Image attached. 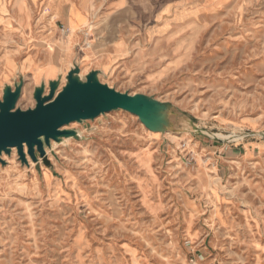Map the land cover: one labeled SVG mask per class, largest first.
<instances>
[{"label": "rangeland", "instance_id": "1", "mask_svg": "<svg viewBox=\"0 0 264 264\" xmlns=\"http://www.w3.org/2000/svg\"><path fill=\"white\" fill-rule=\"evenodd\" d=\"M75 56L172 126L114 110L64 126L49 166L2 154L0 264H264V0H0V99L21 74L33 107Z\"/></svg>", "mask_w": 264, "mask_h": 264}, {"label": "water", "instance_id": "2", "mask_svg": "<svg viewBox=\"0 0 264 264\" xmlns=\"http://www.w3.org/2000/svg\"><path fill=\"white\" fill-rule=\"evenodd\" d=\"M100 73V70L91 69L81 76L80 66L73 60L62 86L60 73L47 83L42 80L34 86L35 104L27 109L16 106L22 92L23 76L19 74L13 86L5 84L0 99V162H4L2 154L9 155L15 148L21 161L26 162V155L32 161H38V154L49 166L45 147H50L51 141L60 143L64 137H79L75 130L64 126L93 120L114 110L137 116L152 132L164 133L171 128L174 114L171 103L142 93L116 90L99 80Z\"/></svg>", "mask_w": 264, "mask_h": 264}, {"label": "crops", "instance_id": "3", "mask_svg": "<svg viewBox=\"0 0 264 264\" xmlns=\"http://www.w3.org/2000/svg\"><path fill=\"white\" fill-rule=\"evenodd\" d=\"M77 25L78 26H81L82 25V22L80 21V22H77ZM76 25V26H77ZM76 51H78V50H76ZM122 51H123V45L120 43V42H118V43H116L113 47H112V52H113V54L115 55V57H121V53H122ZM82 54H84L85 56L84 57H82L81 55L78 57V59L81 61V62H83V61H85V62H89V61H92V60H94L95 58H97V56H96V52H95V48H91V49H85V51H83V52H81ZM73 60H75L78 64H79V62H78V60H76V56L73 58ZM73 60H71L72 62H73ZM100 68H101V66L99 65V64H97V65H95V66H93L92 67V69H97V70H100ZM91 70V69H90Z\"/></svg>", "mask_w": 264, "mask_h": 264}, {"label": "built area", "instance_id": "4", "mask_svg": "<svg viewBox=\"0 0 264 264\" xmlns=\"http://www.w3.org/2000/svg\"><path fill=\"white\" fill-rule=\"evenodd\" d=\"M68 31V30H67Z\"/></svg>", "mask_w": 264, "mask_h": 264}]
</instances>
